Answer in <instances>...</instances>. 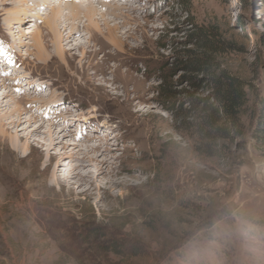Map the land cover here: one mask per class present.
<instances>
[{
    "label": "rangeland",
    "instance_id": "1",
    "mask_svg": "<svg viewBox=\"0 0 264 264\" xmlns=\"http://www.w3.org/2000/svg\"><path fill=\"white\" fill-rule=\"evenodd\" d=\"M12 1L0 0L5 50L7 20L36 3ZM117 1L127 7L107 20L119 23L122 48L98 15L101 32H92L65 11L58 26L65 60L40 16L16 25L26 36L12 72L25 83L14 91L11 68L0 73V101L8 93L0 116L16 106L24 114L15 127L8 124L15 114L4 117L0 135V264H264V147L251 134L264 93V0ZM51 8L29 13L44 18ZM66 23L80 25L73 43ZM38 25L50 41L42 61L32 44ZM205 35L214 47L201 44ZM189 53L208 62L187 69ZM224 75L247 93L245 132L207 139L197 126L201 100L212 94L210 77ZM40 87L45 100L63 103L57 117L68 120L69 133H60L62 120L42 119L47 103L24 96ZM15 135L28 145L24 153L12 148ZM93 146L98 162L82 158Z\"/></svg>",
    "mask_w": 264,
    "mask_h": 264
},
{
    "label": "bare ground",
    "instance_id": "2",
    "mask_svg": "<svg viewBox=\"0 0 264 264\" xmlns=\"http://www.w3.org/2000/svg\"><path fill=\"white\" fill-rule=\"evenodd\" d=\"M16 2H18L17 4H19L20 2H22V3L25 2V0H14V1H12L11 4H15ZM54 3H55V0L54 1L53 0H36V3L33 2V4L29 7V9H26V12L20 10V12H21L20 13L19 10L18 11L15 10L14 16H12L11 19H18L16 23L11 19L7 20V24L9 26L8 28H10L12 30L10 33L12 35V38H11L12 46L9 50H5L4 47L1 48V50H0V73H2L4 71L5 67L11 68V73L13 75H11V73H10V76H15V82H14V84L13 83L12 84H13V86L17 85V87L14 88L15 89L14 91H21L20 89H21L22 85L20 86L19 84H24L25 80H24L23 74H21L20 70H15V72H12L14 70L13 66H12V63H13L12 60L13 59L17 60L16 56H14L12 59V54L14 55L13 51H16V49H17V51L19 50L21 52L20 46H21V44L25 43L23 41V38L26 36V33L23 32V30H24L23 27H21L20 30H18L19 32H21V35L19 37L17 36L15 28H16L17 24L18 25L21 24V26H23V25L25 26V25L29 24L28 17H34L35 18V17L40 16L39 19H43V21L45 23V27L47 29H49L48 34H52V36H53L51 41H53V44H54V53L56 55H58L63 60H65V58H66L65 57L66 51L63 48V41L64 40L59 35L58 26L62 22L61 17L64 15L66 10L68 11V14L66 16V20H68V19L81 20L82 19L81 23H83V21L85 20L82 27H85L86 29H89L92 32H101L100 22L97 20V19H99L97 17V15L100 16V19L104 20L105 26L106 27L108 26V28H107L108 29V39L111 42V44L114 45V47H116V48H122V46H123V42H121L114 35V31L116 28H118L119 23H115L114 24L115 28H113L110 25V21L107 20V15L110 13V14L115 16L116 14H118L117 12L122 11L123 9H125L127 7V6H124V4L119 5L117 0H60L58 5H54ZM27 5L29 6V4H27ZM44 6L45 7L52 6V8L50 10L51 13L47 14V16L43 18L42 13L37 12V11H38V9H41ZM16 7H19V6L16 5ZM29 10L33 11V12H34V10H37L36 12L38 13V15L36 16L32 13L30 14ZM19 13L21 14L20 16L18 15ZM15 15H18V18H16ZM117 16L118 15H116L115 17H117ZM118 17H120V16H118ZM66 24H68V23H66ZM68 27H69V32H68L65 40H67V43H73V38H75V34L79 30L80 25L78 23H77V25H75V23H72V24H68L67 26H64L63 28H65V30H67ZM31 33L33 34V43L32 44L35 47L36 56L38 59H41V61H42V60H44L43 58L45 56H47V53L49 54L48 45H49L50 41L47 39L48 34L47 35L43 34V31H42V28L40 25H38L35 28V30H33ZM19 39H22V40L19 41ZM80 47H82V46L80 45L79 48ZM17 64H18V62H17ZM2 75H3V73H2ZM10 76H8V77H10ZM21 77L23 80L21 79ZM8 83H7V85H8ZM2 85H4V84L0 83V86H2ZM42 88L43 87H40L39 89H37L35 91V94H34V92L31 95H30V92H29V94L24 93V96L30 97L31 99H33L34 103H36V104L38 101L42 102V103L45 102V104L47 103L44 108L47 109L48 115H46L47 116L46 118L43 117L42 119L50 121V122L52 121V122H54V124L60 123V121L62 120V122L60 123V126H59L62 129V131L60 133L68 132V130H70V128H71V125L67 122L68 120H63V118L60 119L57 117L59 113L56 110L58 108H60V105H62L63 103H60L61 100H59L58 98H55V99L49 98L48 100H45V98L41 92L43 90ZM9 91H11V90H9ZM7 96H8V93H6V95L0 101V107L3 110H4V106L8 105V102L5 103V100H4L5 98H7ZM17 102H19V99L17 100ZM31 107L33 108L31 110L33 111L34 106H31ZM14 114H15L16 118H12L8 122V124L12 127H15V126H17V124L21 123V121L23 120L22 114H24V109H22L21 106H16V107H14V109L9 114H5V116H0V135L5 134L7 132L4 129V121H3L4 117L9 115L8 117L11 118V117H13ZM49 114H51V115H49ZM32 116H35V114H32ZM32 118H34V117H32ZM78 120H81V119H78ZM88 120H89L88 117L83 119V121H86V122ZM73 124L75 125L76 123H73ZM41 128H42V125L38 126L36 129H34L31 132L30 135H28L27 138H32L35 135L39 134V132H41ZM79 131L81 132L80 135L82 136V133H83L82 128H80ZM48 133L50 135H52L53 138L55 137L53 127L49 128ZM58 136H60V134ZM56 138L57 137H55V139ZM93 140H95V139L92 136L91 138H89L88 141H93ZM20 142H21V139L19 138V136L15 135L14 137H12V148L15 151L24 153L26 151V149L28 148V145L27 144H21ZM95 149H97V147H95V146H93L91 148L88 147V149H86V150H84L83 148L80 149V150H84L82 152L84 154L83 155L84 157H82V158L88 159L89 161L98 162L99 156L92 155V153L94 151H96ZM75 150H76V148H74V151ZM79 151H77L76 153H78ZM84 164H86V163H84ZM84 164L80 163V164H78V167H80ZM61 165H63V164H61ZM99 170H100L99 174H101L103 171L102 166L101 167L99 166ZM57 171H59V167H58ZM55 175L57 176L56 171H54V176Z\"/></svg>",
    "mask_w": 264,
    "mask_h": 264
},
{
    "label": "trees",
    "instance_id": "3",
    "mask_svg": "<svg viewBox=\"0 0 264 264\" xmlns=\"http://www.w3.org/2000/svg\"><path fill=\"white\" fill-rule=\"evenodd\" d=\"M212 32V31H211ZM214 33V32H212ZM203 46L214 47L215 42L207 35L201 39ZM208 62V56L189 53L183 61L187 69L200 70L204 63ZM211 76L213 91L210 97L201 100L202 113L197 126L202 136L207 139H236L244 134L245 126L241 120L243 109L248 97L243 85H239V79L224 75ZM259 110L256 122L252 129V141L258 148L264 147V93L257 98ZM207 150L213 152L215 147L208 145Z\"/></svg>",
    "mask_w": 264,
    "mask_h": 264
}]
</instances>
